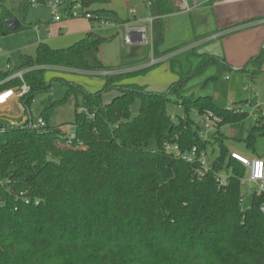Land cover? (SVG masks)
<instances>
[{"label":"trees","instance_id":"16d2710c","mask_svg":"<svg viewBox=\"0 0 264 264\" xmlns=\"http://www.w3.org/2000/svg\"><path fill=\"white\" fill-rule=\"evenodd\" d=\"M106 1L81 0L95 15L89 6ZM154 2L161 16L179 10L173 0ZM0 5V36L12 33L5 26L9 16L22 21L19 30L30 26L31 0H0ZM103 41L90 32L63 48L40 42L35 57L23 56L21 68L39 67L25 74L30 85L21 98L26 119L0 123V264H264V194L256 191L251 206L242 208L240 180L246 167L231 156L222 132L246 113L220 107L211 95L191 99L183 94L188 78L217 58L199 54L201 62L187 75L176 71L178 80L165 92L119 85L113 76L91 91L48 76L49 66L103 67L87 58ZM263 60L264 49L251 62ZM58 78L69 86L65 97L82 96L75 104L73 140L48 122L58 101L38 116L44 127L32 125L34 98L52 91ZM21 83L0 72V92ZM111 88L119 94L105 103L103 94ZM135 99L140 110L134 116ZM170 103L182 106L186 116L176 121ZM206 110L223 122L203 139L190 112ZM262 134L264 116H258L247 146ZM152 140L157 148H146ZM166 143H178L182 151L197 146L208 159L213 156V170L198 178L196 164L167 151ZM219 172L230 174L227 185L218 183Z\"/></svg>","mask_w":264,"mask_h":264},{"label":"crops","instance_id":"0c3cea01","mask_svg":"<svg viewBox=\"0 0 264 264\" xmlns=\"http://www.w3.org/2000/svg\"><path fill=\"white\" fill-rule=\"evenodd\" d=\"M122 3L126 8L128 7V10H125L123 6H121ZM101 4H110L113 6V9H111L112 12L119 16V20L121 21L103 27L94 24L92 20L85 17L67 18L56 21L51 14L48 20H39V22L32 23L30 26L26 27L34 28L37 35L34 39L33 51H27L24 55L32 56L29 52L36 53L37 46L40 42H47L54 48H63L77 42L88 33L94 32L103 37L104 41L98 50L89 51L87 53V58L92 64H96L97 61H100L104 67H96L87 71L66 67H53L59 74L64 71H72L96 75L94 78L85 76L81 78L79 76L69 75L73 80L75 78H81L80 80L83 84H80L91 91L100 89L104 85L107 76L117 77V84L119 85L136 84L148 91H167L169 87L178 80V75L175 73L176 71L173 63L170 62V60L174 59L173 56L163 52V50H165L163 49V45L166 39L164 20L182 12L177 10L173 13L161 16L154 0L151 1L150 6L145 0L144 5H142V0H108L106 2L94 3L92 6H89V10L97 12L100 16L101 11L96 6ZM138 6L140 7L139 10L137 9ZM151 6H155L159 13V18L156 17L150 29V38L152 41L151 48H154L155 56L161 59L160 62L155 65H150L152 59L150 50L149 52L145 50V56L139 54L142 53L143 47L141 45L144 44L139 42L126 44L124 42L125 44H122L120 47L119 43L116 42L120 36L118 25H120L122 21H129L132 25L139 24V21L130 14V8H136L137 17L141 19L149 15L148 11ZM120 14L123 16L120 17ZM189 14L192 21L193 37L208 32L212 33L209 35V37L211 36L209 41L217 42L216 46L204 49L200 54L215 56L217 58L216 63H220L225 72H231V77L228 78V76H226L225 78L230 82L231 91L234 88V97L228 98L227 107L229 109H242V105H244L247 100H249L250 103L252 102L253 106L258 104L264 107L262 103L264 102V98L260 95V92L264 89V60L260 65L257 61L251 62V60L257 57L264 49V0H220L214 3H205L192 12H189ZM202 15L206 17V27L204 29H197V21ZM26 24H28L27 21ZM167 26H169V23ZM17 31H19V29L12 32ZM127 46H131V49ZM109 56L113 57L112 63V59H110ZM8 59L10 63V57ZM11 67V70H13L12 64ZM107 72L111 74H107ZM47 74L49 77L55 76L54 72H47ZM247 80H252L254 85L259 87L260 92L259 94L255 93L253 95L251 93L255 89H252L250 96L248 95L246 98L247 100L244 101L243 99H245L246 96L243 92L244 90L241 89V85L247 82ZM246 86L249 85L246 84L245 88ZM2 100L3 98L0 97V102ZM236 103L238 104L236 106L237 108L232 107V105ZM247 104L248 103H246V105ZM6 109L9 112L7 117L11 123L25 120L27 117V114L17 100H14L11 105L6 106Z\"/></svg>","mask_w":264,"mask_h":264},{"label":"rangeland","instance_id":"374dc122","mask_svg":"<svg viewBox=\"0 0 264 264\" xmlns=\"http://www.w3.org/2000/svg\"><path fill=\"white\" fill-rule=\"evenodd\" d=\"M148 3L152 0H145ZM38 5H32L29 9V12L26 17V21L28 24L39 22V20H48L51 16V10L46 5L45 0H37ZM144 5V0H142ZM10 6L9 3H6V7ZM121 6L125 10H128V7L122 3ZM150 6V5H149ZM96 7L99 8L101 11L100 18L105 21L109 22H117L119 23V16H117L111 9L113 6L110 4H101L97 5ZM139 6L137 9L139 10ZM148 16H155L159 18V13L155 6H151L150 10L148 11ZM121 15V14H120ZM2 16V6L0 5V17ZM121 15L120 17H122ZM193 16V15H192ZM195 16V15H194ZM205 16H201L200 19L197 21V29L205 28L206 27V20ZM165 42L163 45V52L167 54H171L174 59L170 60L175 67V71L180 73H186V75L191 71V69L195 68L201 60L204 58L200 56V52L204 51V49L211 48L217 45L216 41H209L212 33H202L193 37L192 34V21L191 16L189 13L182 12L178 15H174L169 19H165ZM123 22V21H122ZM142 22H139L141 24ZM169 23V26H167ZM167 24V25H166ZM118 29L120 30L119 39L116 41L119 43L120 47L124 43V28L123 25H118ZM104 27V26H103ZM37 33L34 28H25L19 30L17 32H12L11 34L4 35L0 37V71H7L8 75H13L18 69L21 68L23 64V56L24 53L27 51H33L34 47V39ZM142 54L144 55L146 52L151 51L150 44L141 45ZM29 47V48H28ZM66 47V46H65ZM131 47V46H127ZM128 48V49H129ZM131 49V48H130ZM146 50V52H145ZM96 51V50H95ZM31 53L32 57L36 56V53ZM145 56V55H144ZM10 57V64L13 66V70L7 69V64L9 63ZM99 57V56H98ZM111 63L113 61V57L109 56ZM104 67V66H103ZM101 68V67H99ZM55 68H48V73L54 72L55 76L61 77L68 81H76L79 83L81 82V78L83 76L94 78L96 75H89L83 72H72V71H64L63 73H58ZM72 76H79L81 78H75L74 80ZM226 76L228 78L231 77V72H225L222 69V65L220 63H210L207 64L200 72L197 74L190 76L186 82V86L184 87V96L194 99L200 95H211L216 103L222 108H228L227 100L230 97H234V88L231 91L230 82L226 80ZM61 78H58L54 81L53 89L50 92L40 93L38 94L31 105V112L34 116L38 117L41 112L48 107L50 104L57 102L56 105L53 107V110L50 114L49 124L52 126H61V128L67 132L68 134L74 131L72 123L75 119V104L76 101L82 102V96H78V99L75 97L74 94L70 96H66L69 86L65 83V81ZM262 80V79H261ZM83 84V83H82ZM248 84L249 86L245 85ZM264 88V83H263ZM241 89H243L245 93L246 101L247 96L251 94H259L260 90L259 87L254 85L252 80H247L241 85ZM4 91V90H3ZM119 94V90L117 89H109L103 94V101L105 103L111 101L113 97ZM260 95L264 98V89L260 92ZM246 103H248L246 105ZM264 105V102H262ZM12 102H8L7 105L0 107V123L10 122L7 114L9 113L6 109V106L11 105ZM238 104L232 105V107L237 108ZM240 110L246 113L245 117H243L240 121L227 124L223 127L222 132L225 134V144L229 148L230 152L235 151L247 157H256L260 156L264 158V134L257 136L253 147H248L246 139L248 137L250 129L256 124V120L258 116H263L262 114L258 113L253 106V103L249 100L244 103ZM140 110V100L135 99L132 105V113L133 115H137ZM168 111L177 121L179 119V115L186 116V112L182 106L178 103H170L168 105ZM25 112V111H24ZM14 114V112H13ZM190 117L195 121H200L201 116L196 114L194 111L190 112ZM158 144L155 140H152L146 148L148 149H155L157 148ZM212 159L213 156L209 154V159ZM256 192L255 188L250 189V184L246 183L242 187V208L246 209L249 208L252 204V196Z\"/></svg>","mask_w":264,"mask_h":264},{"label":"built area","instance_id":"2783aa9c","mask_svg":"<svg viewBox=\"0 0 264 264\" xmlns=\"http://www.w3.org/2000/svg\"><path fill=\"white\" fill-rule=\"evenodd\" d=\"M220 0H173L176 6L179 8L180 12H192L194 9L205 3H214ZM32 5L37 6V0H31ZM46 5L50 8L53 19L60 21L67 18H78L85 17L92 20L94 24L99 26H109L113 25V22L105 21L100 18V16L93 14L92 12L83 8L81 0H45ZM151 3L149 2L148 5ZM130 14L135 17L139 22H142L138 25H132L129 21H123L120 25H123L124 30V42L126 44H133L134 42H139L142 44H150L152 46V41L150 38V29L156 19L155 16H144L139 19L137 17L136 8H130ZM151 62L150 65H155L160 62V58H157L154 54V48H151ZM39 66L20 68L18 69L10 78H19L22 83L19 86L6 89L0 92V97L3 100L0 102V107L5 106L8 102H13L17 100L20 103V106L24 109V106L21 102V98L30 91V85L25 81V74L33 68H38ZM61 67V66H49L47 68ZM7 69L11 70V64H7ZM107 74H111L107 72ZM255 109L258 113L264 116V107L255 104ZM81 110H84L81 108ZM201 120L196 121V123L201 127L200 137L206 139L209 134L216 131L223 122V118L216 114L212 110H206L203 114L200 115ZM36 128L44 127L46 125L43 117H37L36 120L32 123ZM76 137L75 133L72 132L69 134V139L73 140ZM165 148L167 151L175 152L176 155L180 156L189 163L196 164L195 172L198 178L203 179L207 174L213 170L209 162L208 156L205 151L199 150L197 146H193L189 150H181V147L178 143H166ZM231 156L239 160L245 167L246 173L240 180L242 186L246 183L250 184V189L255 188L256 191L264 194V158L256 157H247L238 152L232 151ZM230 174L228 172H219L216 173V179L220 185H227L229 182ZM261 211L264 213V201L261 205Z\"/></svg>","mask_w":264,"mask_h":264},{"label":"water","instance_id":"95a60500","mask_svg":"<svg viewBox=\"0 0 264 264\" xmlns=\"http://www.w3.org/2000/svg\"><path fill=\"white\" fill-rule=\"evenodd\" d=\"M22 25L21 20L16 16H9L5 19V26L8 30L16 31Z\"/></svg>","mask_w":264,"mask_h":264}]
</instances>
